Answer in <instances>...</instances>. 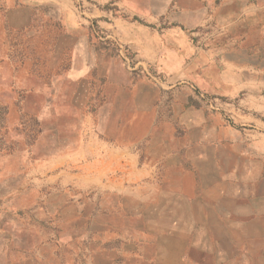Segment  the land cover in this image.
<instances>
[{
  "label": "crops",
  "instance_id": "1",
  "mask_svg": "<svg viewBox=\"0 0 264 264\" xmlns=\"http://www.w3.org/2000/svg\"><path fill=\"white\" fill-rule=\"evenodd\" d=\"M20 1L43 6L65 28L56 47L69 49L70 58L57 82L56 100L63 99L60 91L76 90L83 92L79 101L84 103L66 100L74 109L66 115L41 107L32 114L41 124L39 135L48 133L44 126L49 123L79 124L73 131L77 140L73 135L65 141L72 152L64 147L68 143L55 147L45 163V173L51 171L45 181L55 179L56 189L44 204L27 208L15 200L29 194L26 181L7 202L0 201V264H64V255L74 260L73 246L69 256L62 233L27 226L17 214H75L72 240L80 233V214H92L90 204L97 199L103 211L94 214H109L110 203L118 214L138 217L143 227L148 214H199L201 229L223 215L237 220L238 214H264L261 83L232 81L228 74L233 70L221 69L217 51L194 50L182 29L186 23L169 19L161 24L159 0H81L96 25L133 53L134 75L110 40L91 33L74 0ZM175 7L176 1L168 0L166 10ZM148 71H156L159 81H152ZM191 82L208 92L238 96L236 105L225 107L233 121L225 112L201 107L190 92ZM82 105L90 111L78 114ZM83 122L100 128L96 138L102 140L93 150L91 131L79 137ZM91 152L104 159L93 157L83 176L80 156ZM86 188L92 190L87 206L81 204Z\"/></svg>",
  "mask_w": 264,
  "mask_h": 264
},
{
  "label": "rangeland",
  "instance_id": "2",
  "mask_svg": "<svg viewBox=\"0 0 264 264\" xmlns=\"http://www.w3.org/2000/svg\"><path fill=\"white\" fill-rule=\"evenodd\" d=\"M175 1V10L171 11L166 10L168 0H159L161 24L169 19L179 25L186 23L182 29L195 51L200 48L217 51L221 69L224 72L233 70L232 75L228 74L232 81L261 83L264 90V0ZM74 2L76 13L87 20L91 33L99 40H110L109 46L112 50L116 48L117 53L121 52L123 62L134 75L137 69L134 67L136 62H132L133 53L125 50L117 36L96 25L81 0ZM235 20L247 23L236 26ZM64 32L60 21L49 16L43 6L20 0H0L1 203L7 202V197L26 181L30 184L29 194L15 200L27 208L44 204L45 196L56 189L55 179L45 181L51 175V171L45 173V163L54 157L55 147L68 143L66 140L71 142L73 135L74 141L76 139L73 131L79 124L49 123L44 126L48 133L39 135L41 124L32 116L41 108L43 112L57 111L66 115L74 110L66 106V100L74 105L81 102L79 96L83 92L76 90L60 91L63 99L56 100L57 82L70 58L69 49L58 50L56 47L58 37ZM147 76L154 82L161 77L156 71H148ZM188 87L201 107L207 111L225 112V117L233 121L227 117L231 113L225 111V107L236 105L238 96L208 92L192 82ZM90 109L89 105H82L77 113H88ZM99 130L98 125L83 122L81 135L79 132L78 135L82 138L85 132L91 131L93 150L102 140L100 136L96 138ZM64 147L67 151L72 150L70 143ZM93 154L80 156L83 176L88 168L84 165L93 157H99L100 161L104 159ZM91 191L85 189L82 205L87 206L86 198ZM102 205L97 199L90 204L92 214H80V233L78 237L74 233L73 240L71 229L76 227L75 214L17 216L27 226L53 235L56 231L63 234L62 242L68 246L66 253L71 256L73 246L74 257L73 260L61 256L66 258L64 264H71L72 260L74 264H264V214H238L237 220L223 215L209 220L206 229L197 225L201 220L199 214H148L143 227L138 217L118 214V209L110 203L106 204L109 214H94L97 209L103 211Z\"/></svg>",
  "mask_w": 264,
  "mask_h": 264
},
{
  "label": "built area",
  "instance_id": "3",
  "mask_svg": "<svg viewBox=\"0 0 264 264\" xmlns=\"http://www.w3.org/2000/svg\"><path fill=\"white\" fill-rule=\"evenodd\" d=\"M200 95L202 96V94L200 93Z\"/></svg>",
  "mask_w": 264,
  "mask_h": 264
}]
</instances>
